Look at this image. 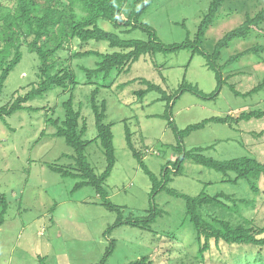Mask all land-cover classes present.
Returning a JSON list of instances; mask_svg holds the SVG:
<instances>
[{
  "label": "rangeland",
  "instance_id": "1",
  "mask_svg": "<svg viewBox=\"0 0 264 264\" xmlns=\"http://www.w3.org/2000/svg\"><path fill=\"white\" fill-rule=\"evenodd\" d=\"M210 3L211 0H155L139 22L152 27L166 45L193 41ZM131 5L132 0H128L125 16ZM262 8L264 0L228 1L220 11L222 19L206 33L203 47L207 54H213L217 43L242 25L247 11L255 14ZM100 26L124 39H149L148 33L141 29L123 33L106 22ZM256 44L264 45L261 33L232 42L223 49L219 65H226L232 56ZM87 49L109 50L104 43L89 44ZM22 53L21 63L0 94V108L15 97L24 96L37 82V56L27 47H23ZM69 57L70 53L63 52L60 61H68ZM262 58L251 54L222 67L223 84L214 99L191 93L173 99L172 119L178 129L182 131L211 118L238 116L244 111H264V91L245 95L264 80V54ZM96 60L88 57L73 61L79 81L85 80V75L78 66L94 68ZM148 82L174 96L183 83L212 94L219 88V81L217 73L207 66V59L193 55L188 49L142 57L129 74H123L112 88L101 91L99 100L107 102L105 122L113 124L117 156L104 188L112 204L121 207L124 220L146 217L156 204L161 214L150 229L130 225L114 229L119 214L106 209L92 187L74 191L79 180L63 178L50 169L74 164L73 150L64 139L53 137L56 129L47 122L48 118H65L62 105L69 95L56 89L27 104L33 110L0 119V199L5 197L7 201V213L0 228V264H42L41 259L44 264H99L113 241L115 250L107 264H134L142 259L147 264H263L254 261L257 257L254 248L226 243L214 245L206 257H200L196 232L186 219L185 202L165 191L152 196L151 180L127 145L126 126L133 133L137 152L158 178L165 165L175 162L179 153L174 150L178 140L171 119L159 117L167 111V102L160 100L162 95L151 91L140 101L134 95L146 90ZM123 84L127 86L118 88ZM94 89L80 86L75 95L77 108L87 121L88 141L98 134L88 101ZM97 144L89 146L86 156L96 173L101 174L106 169V160ZM184 146L187 150L208 148L205 154L221 161L251 157L264 163V118L238 125L210 122L187 136ZM224 179L223 173L187 162L183 174L175 177L169 188L191 197L223 193L255 200V207L244 214L264 226V178L259 185L261 193L256 197L246 182L234 184L223 182ZM1 211L0 204V214Z\"/></svg>",
  "mask_w": 264,
  "mask_h": 264
},
{
  "label": "trees",
  "instance_id": "2",
  "mask_svg": "<svg viewBox=\"0 0 264 264\" xmlns=\"http://www.w3.org/2000/svg\"><path fill=\"white\" fill-rule=\"evenodd\" d=\"M155 0H132L131 8L127 15L124 10L128 0H0V94L3 92L5 83L10 74L16 69L23 59L22 49L27 47L39 60L37 82L32 85L30 91L24 96H18L9 104L0 108V119L5 120L24 110H33L27 104L35 99L42 98L59 89L62 95H69L63 103L65 118H48L56 132L53 137L64 139L74 154L73 165L69 167L50 166V169L63 178L79 180L74 191L85 187H92L101 199L102 205L111 212L119 214L114 229L122 225H130L143 229H150L161 211L153 204L146 217L124 220L121 217V207L112 204L108 192L104 186L117 163L116 148L114 144L113 124H107V102L100 101L102 89L112 88L123 74H129L133 65L142 57L156 55L158 53L192 50L193 55L199 54L207 59V66L217 73L219 88L212 94H205L197 87L190 84H182L174 94L169 96L164 90L148 82L146 90L134 93L138 101L143 100L151 91H157L162 95L160 100L167 102L165 116L169 117L173 132L177 136L178 158L173 163H167L158 178L146 166L143 157L137 152L133 144V133L126 126V141L128 147L138 159L141 168L151 180L152 196L165 191L170 195L182 199L186 205V219L193 226L199 256L204 258L212 247L220 246L221 243L228 245L250 246L257 252L254 261L264 264V226L257 224L256 220L245 216L244 211L255 207V200L238 199L228 194L210 196L202 193L191 197L174 191L169 185L174 178L183 174L184 165L192 162L207 169L223 173V182L237 184L244 181L249 188L258 196L261 193L260 182L264 178V163L256 158L242 157L232 160L221 161L205 154L208 148L185 149L184 139L193 131L200 130L210 122L238 125L240 122L249 121L253 118H264V111H244L238 116L216 117L204 122L179 130L172 119L171 109L174 106L173 99L191 93L203 99H214L219 96L223 84L222 67H227L245 56L255 55L262 58L264 45L256 44L250 49L232 56L224 66L219 65L223 49L228 48L236 40H246L256 32L264 37V8L251 14L247 11L242 25L228 32L216 45L213 54H207L203 45L208 30L222 19L220 14L223 6L231 0H211L209 9L204 15L196 37L181 44L166 45L159 40L156 31L146 24L139 22L141 16L148 10ZM109 23L116 30L123 33L141 29L148 33L149 39L128 40L119 34L104 30L100 24ZM104 43L108 46L107 52L96 49H87L89 44ZM63 52L70 53L68 61H60ZM88 57L96 58L94 68L78 66L85 75V80L79 81L77 72L72 63L76 59ZM263 59V58H262ZM228 80V79H227ZM226 80V81H227ZM80 86H94L88 99L91 110L95 117L97 137L94 140H85L88 131L87 121L76 105V91ZM126 84L118 88H124ZM231 89L235 91L233 87ZM264 91V80L254 89L245 93L246 96L255 95ZM17 95V94H15ZM172 103V104H171ZM39 110V109H34ZM42 136H46L42 133ZM98 143L106 160V169L97 174L86 156L90 145ZM2 211L0 214V228L4 224L7 213V201L5 197L0 199ZM111 229L108 230L111 231ZM115 241L104 254L99 264H107L108 258L115 250ZM44 264L43 259L40 260ZM134 264H147L142 259ZM150 264V263H149ZM248 264H251L248 262Z\"/></svg>",
  "mask_w": 264,
  "mask_h": 264
}]
</instances>
